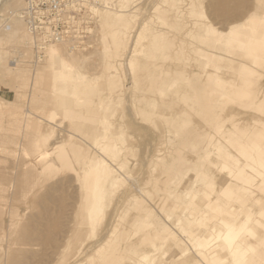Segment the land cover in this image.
I'll return each instance as SVG.
<instances>
[{
  "label": "bare ground",
  "instance_id": "1",
  "mask_svg": "<svg viewBox=\"0 0 264 264\" xmlns=\"http://www.w3.org/2000/svg\"><path fill=\"white\" fill-rule=\"evenodd\" d=\"M102 1L104 9L90 7L95 23L97 17L122 29L135 23L128 15L130 0L119 5ZM256 2L262 3L260 12L220 30L203 12L200 23L190 0L185 34L205 48H190L199 59V73L163 70L165 77H148L145 89L132 87L122 95L118 86L124 79L117 73L115 49L102 79L105 92L97 90V99L83 105L87 116L82 118L88 123L78 133L88 140L84 148L72 143L65 150L49 149L36 143L40 158L50 156L45 163L59 162L60 172L73 174L84 222L78 231L93 244L91 254L85 252L90 264H264V87L255 93L258 82L252 78L264 64V0ZM19 3L9 0L3 6L14 10ZM158 8L153 12L164 25ZM138 24V35L122 33L111 45L119 48L130 40L128 56L136 54L142 29ZM182 25L184 30L187 25ZM22 33L28 38L25 45L32 48L26 25L11 16L7 39L18 42ZM148 36L150 48L159 47L156 53L161 55L160 48L166 46L163 34L154 29ZM64 44L89 47L72 46L70 40L50 43L42 57L60 52ZM60 55L62 71L52 74L50 84L54 92L63 90L69 63H77L74 56ZM12 62L16 65L18 60ZM78 82H85L84 77L73 84ZM52 103L65 101L55 92ZM145 126L157 131L135 159L136 134L129 130L139 133ZM51 134L50 129L42 132V142ZM74 153L76 162L70 161ZM135 167L138 171L133 173ZM80 250L70 264H83Z\"/></svg>",
  "mask_w": 264,
  "mask_h": 264
},
{
  "label": "rangeland",
  "instance_id": "2",
  "mask_svg": "<svg viewBox=\"0 0 264 264\" xmlns=\"http://www.w3.org/2000/svg\"><path fill=\"white\" fill-rule=\"evenodd\" d=\"M93 1L96 8L104 9L102 0ZM108 1L119 5L121 0ZM188 2L190 0H130L131 13L128 15L130 21L134 23L135 20V23L128 29L111 25L100 17H97L95 23V16L91 15L89 22L91 31L86 43L89 47L74 49L69 44H64L65 48L64 46L58 48L60 52H53L47 58L46 54L45 57H42L43 54L37 58L33 46L29 49L25 45L28 40L26 34L22 33L18 42L9 41L7 39L9 20L3 24L0 18V264H59L63 261L62 257L66 259L62 252L70 255L64 262L70 264L79 247L81 249L79 252L83 251L80 256L83 264H90L86 253L91 254L89 248H93V244L84 241L78 231L84 222L79 214L80 200L73 174L67 171L60 172L59 162L45 163L50 156L45 160L40 158L39 151H35L36 143L41 142L43 147L49 149L57 147L65 150L72 147V143H78L84 148L88 140L81 138L80 131L88 121L82 118L87 116L83 105L90 106L97 99V90L105 92L102 79L107 73V59L113 55L115 49L119 54L116 60L120 64L117 73L121 74L120 79H124L123 85L121 83V86H118L122 90V95L132 87H135V90L138 87L145 89L149 84L146 78L165 77L167 70L182 71L184 74L199 73V59L190 48L203 50L205 48L192 38L188 40V35L186 37L185 33L188 32L191 20L187 17ZM192 2L195 7L190 10L195 12L199 22L204 21L199 18L203 12L220 30H225L249 13L260 12L262 4L257 5L256 0H192ZM154 5L159 6L160 15L162 14L166 24L162 25L156 20ZM20 7L21 0L14 10L17 11ZM8 8L9 6H2L1 11ZM137 23L142 28L139 49L136 54L129 57L130 40L119 48L111 45V40L122 33L134 37L135 31L138 35L140 28L137 27ZM182 24L187 26L184 27ZM133 25L136 26L135 29ZM171 25L174 27H170ZM181 25L184 30L181 29ZM154 29L157 34H163L166 41V46L160 48V54L164 56L156 53L159 47L153 50L149 46L148 35ZM160 41L156 40L157 43ZM60 53L76 57L77 63H69L66 71L69 76L62 79L64 88L55 91L65 101L57 106L52 103L55 92L50 84L52 74L62 71L59 64ZM16 59L18 60L16 65L12 64ZM231 66H236V63L232 62ZM236 75L233 73L232 77L235 78ZM79 77H84L85 82L73 84ZM252 78L258 82H256L258 85H255V93H259L264 87V64L257 67ZM116 99L121 100V97L116 95ZM156 124L160 128L158 120ZM147 128L145 126L139 133L129 130L130 134H136V139L132 142L133 153L135 149L141 150L140 153L137 151L134 156L132 155L135 159L139 158L138 154H142L146 142H149V139L154 140L157 130L152 131L149 128L146 130ZM49 129L52 132L51 137L42 142V132L44 134ZM75 160L77 159L74 153L70 161ZM137 171V167L133 168V173ZM105 220L103 219L104 222Z\"/></svg>",
  "mask_w": 264,
  "mask_h": 264
},
{
  "label": "built area",
  "instance_id": "3",
  "mask_svg": "<svg viewBox=\"0 0 264 264\" xmlns=\"http://www.w3.org/2000/svg\"><path fill=\"white\" fill-rule=\"evenodd\" d=\"M9 0H0V18L3 24L11 16H18L33 38V49L42 56L44 48L55 42L70 40L72 46L87 43L91 6L93 0H23V7L16 12L1 7Z\"/></svg>",
  "mask_w": 264,
  "mask_h": 264
}]
</instances>
